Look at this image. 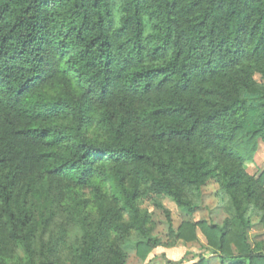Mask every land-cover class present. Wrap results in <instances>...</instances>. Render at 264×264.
I'll return each mask as SVG.
<instances>
[{
	"label": "trees",
	"instance_id": "trees-1",
	"mask_svg": "<svg viewBox=\"0 0 264 264\" xmlns=\"http://www.w3.org/2000/svg\"><path fill=\"white\" fill-rule=\"evenodd\" d=\"M259 141L264 0H0V264H148L197 231L218 264H264ZM208 181L222 225L158 205L153 236L142 205L193 214Z\"/></svg>",
	"mask_w": 264,
	"mask_h": 264
},
{
	"label": "rangeland",
	"instance_id": "rangeland-1",
	"mask_svg": "<svg viewBox=\"0 0 264 264\" xmlns=\"http://www.w3.org/2000/svg\"><path fill=\"white\" fill-rule=\"evenodd\" d=\"M256 79H258V76H256ZM246 98L250 103H256L254 97L246 95ZM245 169L254 177H258L264 169V142H258L253 162L246 164ZM158 205L170 212L171 223L174 230H176L182 222L195 223L198 221H206L210 225L221 226L226 218L225 198H220L218 195V186L213 181H208L202 188L201 202L193 214H187L181 209H178L165 197L156 196L152 202L143 204L142 208L147 209L152 214L155 222L153 236L161 241H165L168 238V224L163 209L157 207ZM247 239L250 245L264 240V230L257 225L256 218L252 219V223L247 230ZM205 248L207 250L206 254H204ZM186 252L195 255L204 254L203 258L208 264L219 263L217 255L207 248L205 238L200 231H197V241L194 243L186 244L178 242L168 251L162 248L154 249L148 258V264H169L168 261H170V264H180L179 261L182 257L184 258V253ZM190 258L191 255H188L186 260ZM186 260L184 259L186 262L184 264H188ZM126 264H144L136 255L133 246H131L128 252Z\"/></svg>",
	"mask_w": 264,
	"mask_h": 264
}]
</instances>
